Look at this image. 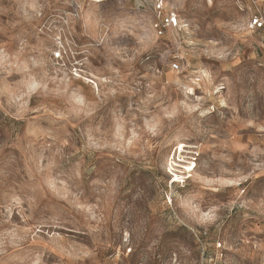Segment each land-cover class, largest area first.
<instances>
[{
    "label": "rangeland",
    "instance_id": "1",
    "mask_svg": "<svg viewBox=\"0 0 264 264\" xmlns=\"http://www.w3.org/2000/svg\"><path fill=\"white\" fill-rule=\"evenodd\" d=\"M151 1L0 0V264H264V0Z\"/></svg>",
    "mask_w": 264,
    "mask_h": 264
},
{
    "label": "built area",
    "instance_id": "2",
    "mask_svg": "<svg viewBox=\"0 0 264 264\" xmlns=\"http://www.w3.org/2000/svg\"><path fill=\"white\" fill-rule=\"evenodd\" d=\"M238 2L252 1L256 3V0H237ZM139 6L143 8H150L153 11L155 18L152 22L153 28L160 34H163L168 28L176 26L179 21L178 13L174 9H166V6L161 3H156L151 0H138ZM153 5V6H152ZM251 29H261L264 28V15L261 10H258L253 14L250 21ZM174 68H178L177 63L172 64Z\"/></svg>",
    "mask_w": 264,
    "mask_h": 264
}]
</instances>
